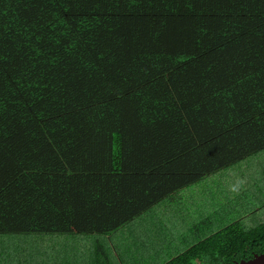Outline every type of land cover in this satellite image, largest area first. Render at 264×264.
<instances>
[{
  "label": "trees",
  "instance_id": "1",
  "mask_svg": "<svg viewBox=\"0 0 264 264\" xmlns=\"http://www.w3.org/2000/svg\"><path fill=\"white\" fill-rule=\"evenodd\" d=\"M263 148L264 0H0V234L105 235ZM263 250L238 219L161 264Z\"/></svg>",
  "mask_w": 264,
  "mask_h": 264
},
{
  "label": "crops",
  "instance_id": "2",
  "mask_svg": "<svg viewBox=\"0 0 264 264\" xmlns=\"http://www.w3.org/2000/svg\"><path fill=\"white\" fill-rule=\"evenodd\" d=\"M249 157L251 158V165H245L249 167V170L246 177L242 176V179L245 182L255 180L257 177L253 175V172L258 171L259 196L258 193L256 194L254 187H251L247 193L241 191L239 194L232 193L229 191L230 184L222 178L224 168L237 164L241 159L212 173L213 175L218 171L221 173L220 178H216L217 192H219V186L227 188L220 191V193L224 191L222 197L225 198L226 202L217 207H205L199 202V197H194L196 189L192 186L196 185L199 180L160 201L148 210V212L155 210L154 213L156 214L162 212V209H159L162 206L167 207L175 204L172 207L174 212L168 217L162 214V218L154 216L143 220L142 223H135L132 220L129 222L131 224L129 227L125 225L129 228L128 230L124 226L125 230H123L124 227H121L105 235L0 234V248L6 246V241H10L11 251L28 248L34 259H36V264H161L181 249L182 244L195 241L197 236L194 232L197 217H208V223L211 226L223 221L224 216L228 217L229 212H235L239 216L250 212L252 215L264 206V148L249 155ZM249 196L250 198H246ZM196 199L197 201L194 203ZM242 207H244L243 210ZM199 223L202 224V222ZM132 244L137 249H141L143 253H135ZM86 245L88 246L86 254H82L81 251L85 250L84 246ZM97 245L104 249L98 259L94 257ZM8 250L10 249L0 252V264L8 263L6 256Z\"/></svg>",
  "mask_w": 264,
  "mask_h": 264
},
{
  "label": "rangeland",
  "instance_id": "3",
  "mask_svg": "<svg viewBox=\"0 0 264 264\" xmlns=\"http://www.w3.org/2000/svg\"><path fill=\"white\" fill-rule=\"evenodd\" d=\"M258 155V154H257ZM251 158L248 156L245 159H242L241 161L237 162V164L224 168L223 173H222V178L232 185L234 182L238 180H243V177H246L247 172L249 170V167L245 165H251ZM244 165V166H243ZM258 166V165H257ZM253 175H255L257 178L255 180H250L249 182H245L244 180V185L242 189L240 190L243 193H247L248 190L251 187H254L256 189V194L258 193V171L253 172ZM221 173L218 171L216 173L208 175L204 177L202 180H200L196 185L192 186V188L196 189V194H194V197L200 198L199 202L202 203L205 207H217L218 205L224 204L225 198L222 197L224 194V191L220 193L222 189H227V188H222V186H219V192H217L216 187H217V180L216 178H220ZM260 195V192L258 193V196ZM245 197V196H244ZM246 198H250L246 197ZM211 199V200H210ZM258 200V197H257ZM197 199L194 200V203H196ZM255 202H257L255 200ZM175 204L167 207L159 208L160 210L162 209V212H157L156 214L154 213L155 210H151L150 212H146L142 214L141 216L137 217L134 219L135 223H142L143 220H146L148 218H152L154 216H157V218H162L163 215L165 217L171 215L174 210L172 207H174ZM244 207H242L243 210ZM158 209V208H157ZM163 214V215H162ZM240 219L242 223L244 224L245 227H250V226H255L258 221L264 219V206L260 208V210L255 213V214H250V212L246 214H242L241 216L237 215L235 212H229L228 217L224 216L223 221L220 223L213 224L209 226L208 223V217H197L196 221V230H195V236L196 239L195 241H192L191 243H184L181 245V249H179L177 252L184 250L186 247L189 245L193 244L194 242L197 241V239H200L204 237L205 235H208L221 227L225 226L231 221H235ZM199 222H202L199 223ZM131 224L128 223L126 226H130ZM125 226V227H126ZM124 227L123 230L126 228ZM129 228H127L128 230ZM121 230V231H123ZM95 235V234H94ZM26 243V241H24ZM132 246L134 247V251L137 254L143 253L141 249H137L133 244ZM88 246H84L83 251H81L82 254H86V249ZM5 249H10L7 251L6 256L8 258V263L7 264H36V259H34V256L30 249L25 248L24 250H16V251H11V243L10 241H6V246L0 248V252L5 251ZM13 249V248H12ZM20 261V262H19Z\"/></svg>",
  "mask_w": 264,
  "mask_h": 264
},
{
  "label": "water",
  "instance_id": "4",
  "mask_svg": "<svg viewBox=\"0 0 264 264\" xmlns=\"http://www.w3.org/2000/svg\"><path fill=\"white\" fill-rule=\"evenodd\" d=\"M228 264H264V250L260 253H255L248 259H241Z\"/></svg>",
  "mask_w": 264,
  "mask_h": 264
},
{
  "label": "clouds",
  "instance_id": "5",
  "mask_svg": "<svg viewBox=\"0 0 264 264\" xmlns=\"http://www.w3.org/2000/svg\"><path fill=\"white\" fill-rule=\"evenodd\" d=\"M244 185V181L243 180H238L236 182H234L232 185H230L229 187V191L235 194H239L240 190L242 189Z\"/></svg>",
  "mask_w": 264,
  "mask_h": 264
}]
</instances>
